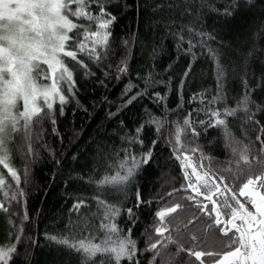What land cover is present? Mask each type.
<instances>
[{"label":"trees","instance_id":"trees-1","mask_svg":"<svg viewBox=\"0 0 264 264\" xmlns=\"http://www.w3.org/2000/svg\"><path fill=\"white\" fill-rule=\"evenodd\" d=\"M101 5L115 19L107 47L97 49L100 59L78 53L85 68L67 58L73 96L11 133L10 161L20 181L4 172L10 187L7 199L0 193L7 207L0 210V247L15 249L7 264H85L84 254L50 237L95 244L119 238L135 243L138 264H199L185 252L176 255L171 243L153 260L151 244L161 239L156 212L180 202L177 223L199 219L179 235L169 224L165 235L185 249L216 247L210 218L186 200L195 194L183 190L187 181L174 151L178 127L181 151L197 149L188 154L198 163L203 157L204 170L224 176L234 191L242 183L232 177L245 167V149L252 168H264V0H93L89 11L103 16ZM70 18L85 26L73 39L98 30L96 22ZM226 110L235 113L220 117L228 135L212 126L211 115ZM132 157L141 163L126 182L100 183L125 175L120 164L132 167ZM109 223L116 233L106 231ZM87 264L116 262L97 253Z\"/></svg>","mask_w":264,"mask_h":264},{"label":"snow or ice","instance_id":"snow-or-ice-1","mask_svg":"<svg viewBox=\"0 0 264 264\" xmlns=\"http://www.w3.org/2000/svg\"><path fill=\"white\" fill-rule=\"evenodd\" d=\"M92 2L93 0H0V165L7 169L10 178L17 184L20 181L19 174L8 164L7 144L11 133L19 131L16 126L21 120L24 121V127H27L33 117H39L42 109L38 101H43L47 109H52L57 101L60 104L66 102V97L58 85L64 82L70 89L75 85V80L73 72L64 63V58L74 62V66L86 68L78 53L98 60L100 53L97 49L106 48L108 45L110 32L107 29L115 18L105 12L102 5L99 11L104 12L103 16L92 14L89 11ZM251 2L252 0H248V3ZM74 5L76 10H73ZM70 17L96 22L98 30L88 31L83 37L73 39V36H79L83 29ZM189 45L191 47V42ZM41 65H46L47 70ZM121 71H126V68ZM38 80L51 83L44 85L42 82L38 83ZM234 114V111L226 110L223 114L213 111L211 115L216 119L212 126L224 127L225 134L228 135L225 119L220 117ZM184 123L189 125L190 122L185 120ZM182 131L177 128V148L174 151L178 153L176 159L180 162L184 179L187 181V187L183 190H191L195 194L189 195L186 200L194 203L200 212L210 218L207 230L215 227L218 240L215 248L209 246L206 250H193V247L185 249L184 245L173 240L171 235L166 236V233L172 231L169 224L175 225V231L179 235L181 228L186 229L188 224L194 226L199 219L191 218L187 224L177 223L183 207L180 202H174L156 212L157 226L154 231L161 239L151 244L153 260L155 261L161 251L171 243L177 245L176 255L185 252L199 264H264V168L253 169L246 154L248 150L245 149L244 153L240 154L245 167L239 169V175L232 177L242 183L234 191L228 183H224V176H216L208 170H203V157L199 164L192 162L188 153H195L197 149L181 151ZM192 131L196 134L195 129ZM150 159L151 151L146 153L142 162L147 163ZM132 160V167H127L126 161L120 164L121 169H126L125 175L117 173L100 183L126 182L141 163L135 157H132ZM261 162L264 163V158ZM7 187L10 185L0 176V193L5 199L8 198L7 191H4ZM168 195L172 196L173 193ZM197 196L209 201L212 207L209 208L202 200L197 201ZM214 197L222 199L218 203ZM240 198H244L243 201ZM81 203L74 207L78 209ZM0 210L7 211L2 202ZM106 211L110 216L118 214L112 208H107ZM128 212L131 214L132 210L128 209ZM169 217L170 220L167 219ZM104 227L110 234L118 231L111 223ZM50 239L84 254L85 264L88 258L97 253L108 254L116 264H119L121 259L138 264L135 261L136 245L130 239L117 238L116 242L109 243L106 240L101 244L86 239L73 242L67 238ZM190 239L195 246L197 237L191 235ZM14 252V247H0V264H7Z\"/></svg>","mask_w":264,"mask_h":264},{"label":"rangeland","instance_id":"rangeland-1","mask_svg":"<svg viewBox=\"0 0 264 264\" xmlns=\"http://www.w3.org/2000/svg\"><path fill=\"white\" fill-rule=\"evenodd\" d=\"M76 10V9H75ZM71 19V18H70ZM75 22V21H74ZM76 23V22H75ZM78 25H80V26H82V29H85V26L83 25V24H78ZM66 59L67 58H64V63L67 65V63H66ZM68 66V65H67ZM41 67H43V68H45L46 70H47V66L46 65H41ZM43 83L44 85H48V84H50L51 82L50 81H47V80H38V83ZM58 87L60 88V90H61V92L65 95V97H66V101H68L72 96H73V93H74V90H75V85L74 86H72L70 89H69V86L66 84V83H64V82H60L59 83V85H58ZM59 102L57 101L56 103H54V106L56 105V104H58ZM38 104H39V106L41 107V109L42 110H44V109H46V105L44 104V102L43 101H38ZM23 120H21L20 121V123L22 122ZM18 125V124H17ZM17 127V126H16ZM9 141H10V139H9ZM9 141H8V144H7V148H8V154H9V160H8V164H9V166L12 168V165H11V153H10V147H9ZM190 157H191V159H192V162L193 163H195V164H199L198 162H197V160L194 158V157H192L190 154H188ZM204 170V169H203ZM203 170H201V171H203ZM191 171V169H189V172ZM4 172H6L7 174H9L8 173V171H7V169H5V168H3V166L2 165H0V176H3L4 178H5V176H4ZM211 174V173H210ZM193 180L195 179L194 177L192 178ZM224 183H227L225 180H224ZM221 187H223V185H221ZM202 191H203V189H202ZM227 195V194H226ZM222 198H219V197H217V200H218V202H220V200H221ZM242 201H243V199L244 198H240ZM251 210V209H250ZM1 245V244H0Z\"/></svg>","mask_w":264,"mask_h":264},{"label":"water","instance_id":"water-1","mask_svg":"<svg viewBox=\"0 0 264 264\" xmlns=\"http://www.w3.org/2000/svg\"><path fill=\"white\" fill-rule=\"evenodd\" d=\"M187 192L192 193L191 190H188ZM192 194H194V193H192ZM200 197H201V196H200ZM201 198H203V197H201ZM214 199H215V198H214ZM204 200H205V199H204ZM205 201H206L205 204L209 205V208H211V207H212L211 203H210L209 201H207V200H205Z\"/></svg>","mask_w":264,"mask_h":264}]
</instances>
